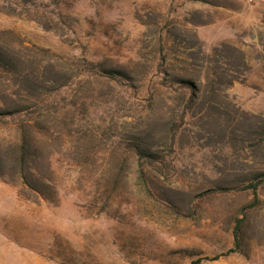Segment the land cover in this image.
I'll return each instance as SVG.
<instances>
[{"label":"rangeland","instance_id":"obj_1","mask_svg":"<svg viewBox=\"0 0 264 264\" xmlns=\"http://www.w3.org/2000/svg\"><path fill=\"white\" fill-rule=\"evenodd\" d=\"M260 173L264 5L0 0V264H264Z\"/></svg>","mask_w":264,"mask_h":264},{"label":"trees","instance_id":"obj_2","mask_svg":"<svg viewBox=\"0 0 264 264\" xmlns=\"http://www.w3.org/2000/svg\"><path fill=\"white\" fill-rule=\"evenodd\" d=\"M161 61L162 62L164 61L163 55H161ZM100 73L102 75H104L105 77H109V78L115 77L117 75V72H114V71H100ZM100 73H98V74H100ZM186 85H188V84H186ZM173 139H174V136L172 138V141H173ZM138 173H139L140 180H142V181L145 180V168H144L142 163H140L138 165ZM263 183H264V173H260L253 178L252 182H250L247 186H245V189L250 190L255 195L258 191V188ZM240 232H241V220H238L235 223V226L233 228V237L235 238L236 246L239 244L238 241H239ZM233 252H234V250H230L229 253H233ZM219 257L220 256H215L214 258H211V259L205 258L203 260H196V261L192 262L191 264H200L202 261H215V260L219 259Z\"/></svg>","mask_w":264,"mask_h":264},{"label":"built area","instance_id":"obj_3","mask_svg":"<svg viewBox=\"0 0 264 264\" xmlns=\"http://www.w3.org/2000/svg\"><path fill=\"white\" fill-rule=\"evenodd\" d=\"M248 6L264 5V0H235Z\"/></svg>","mask_w":264,"mask_h":264}]
</instances>
